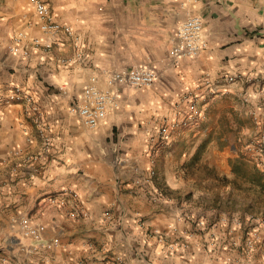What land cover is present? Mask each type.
<instances>
[{
	"label": "clouds",
	"instance_id": "9594fccd",
	"mask_svg": "<svg viewBox=\"0 0 264 264\" xmlns=\"http://www.w3.org/2000/svg\"><path fill=\"white\" fill-rule=\"evenodd\" d=\"M0 264H264V0H0Z\"/></svg>",
	"mask_w": 264,
	"mask_h": 264
},
{
	"label": "rangeland",
	"instance_id": "374dc122",
	"mask_svg": "<svg viewBox=\"0 0 264 264\" xmlns=\"http://www.w3.org/2000/svg\"><path fill=\"white\" fill-rule=\"evenodd\" d=\"M208 147H210V145H208L207 147H206V146H201L200 151H201V152H205V151L207 150Z\"/></svg>",
	"mask_w": 264,
	"mask_h": 264
},
{
	"label": "crops",
	"instance_id": "0c3cea01",
	"mask_svg": "<svg viewBox=\"0 0 264 264\" xmlns=\"http://www.w3.org/2000/svg\"><path fill=\"white\" fill-rule=\"evenodd\" d=\"M9 71H11V70H9ZM191 135L195 136V133H191Z\"/></svg>",
	"mask_w": 264,
	"mask_h": 264
}]
</instances>
